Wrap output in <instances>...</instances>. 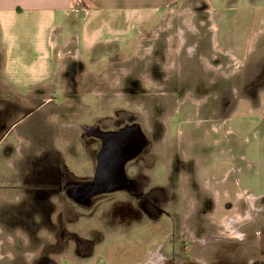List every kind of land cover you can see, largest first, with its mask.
I'll return each instance as SVG.
<instances>
[{
  "label": "rangeland",
  "instance_id": "rangeland-1",
  "mask_svg": "<svg viewBox=\"0 0 264 264\" xmlns=\"http://www.w3.org/2000/svg\"><path fill=\"white\" fill-rule=\"evenodd\" d=\"M161 12L160 22L148 30L137 28L136 57L126 64L133 65L131 75L116 89L90 81L59 83L54 90L37 91L30 103H22L23 108L11 94L0 95V264H70L65 259L74 256L72 250H87L86 244L79 245L85 230L78 221L87 213L89 217L90 211L72 208L65 193L90 180L100 143L82 139L79 124L91 123L93 116L113 117L116 111L125 113L105 129L136 122L146 138L144 143L141 135L133 134L125 141L124 188L140 190L150 182L153 196L160 194L163 202H172L165 209L181 259L235 264L250 252L240 253L239 248L251 245L250 258H255L258 241L264 246V214L255 225L235 229L237 223L250 220L245 218L247 201L252 203L254 195L264 192V0H169ZM114 67L118 69L117 64ZM44 109L56 113L51 120L56 127L51 129L37 117ZM19 112L25 114L21 125L16 122ZM13 129L36 145L38 132L45 140L55 137L58 142L53 153L56 180L41 197L32 190L44 189L47 180L31 183L37 177L35 169L31 173L30 168L25 179L6 178L4 162L14 158L11 148L17 143ZM67 159L75 169L65 168ZM209 186L221 196L228 191L219 199L216 214ZM161 200L154 199L153 204ZM108 201L110 209L118 205L117 200ZM252 204L247 218L253 219L264 207V198ZM103 213L96 215L107 224L110 213ZM150 229L146 238L159 239L164 227ZM116 232L108 237L104 260L98 264H133L137 254L132 244L139 231L127 238ZM214 235L219 240L198 244L208 241H201L203 236ZM40 250V255L28 256ZM96 252L102 250L92 255ZM73 264L82 263L75 259Z\"/></svg>",
  "mask_w": 264,
  "mask_h": 264
},
{
  "label": "crops",
  "instance_id": "crops-1",
  "mask_svg": "<svg viewBox=\"0 0 264 264\" xmlns=\"http://www.w3.org/2000/svg\"><path fill=\"white\" fill-rule=\"evenodd\" d=\"M70 2L71 0H0V95L3 94L8 98V94H11L12 101L21 103V108L24 107L22 103L25 101L30 103L31 99L37 96V91L47 87H53L51 89L54 90L59 83H63L64 86L76 85L77 82L85 85L90 81L92 85L109 86L111 91L116 89L122 84V79L131 75L133 65L126 64L136 57L137 50L134 51L133 48L135 47L134 36L139 32L137 28L148 30L153 24L160 22L161 10L169 0H156L154 3L150 0H83L82 8L74 13L68 12ZM85 10L87 12L83 13ZM114 64L118 65V69L114 67ZM150 64L151 62L146 65ZM207 64L209 65L208 62ZM74 70H78L79 74L73 73ZM105 70H110L112 73L109 74ZM163 70L166 69L163 68ZM148 77V82L152 83L153 80L149 75ZM164 78L163 80H166L167 75ZM19 90L30 93L25 96L24 93H19ZM32 107L38 108L34 104ZM41 111L37 117L43 124L51 129L56 127L51 123L56 113L46 109ZM124 113L116 111L113 117L93 116L94 120L91 123L79 124L81 138L98 141L100 150L95 155L90 180L84 181L65 193L72 208L90 211L89 217L87 213L78 221V227L85 230L84 236L80 237L79 245L82 247L86 244L87 250L82 248L72 250L74 256L70 254V258L65 259L70 264H73L75 259L82 264H98L101 259L104 260L103 248L109 242L108 237L119 231L122 233L120 238H127L136 234V230L139 231V235L135 237V244H132L133 253L137 254L133 264H177L181 259L176 251V237L171 233L172 222L165 209L172 202L170 200L163 202L159 193L153 196V187L150 182L144 184L143 189L140 190L124 188L126 175L123 170L127 163V152L123 147L125 141L129 140L133 134L142 136V128L136 122L120 128H104V125L114 123ZM24 118L25 114L22 112L16 114V122L19 125L24 123ZM38 118L35 119V123L38 122ZM14 132L17 143L11 148L14 158H7L4 162L8 169L6 178L7 180L25 179L30 173V168L31 173H34L35 169L37 177L35 176L31 183L47 180L44 189L32 190L36 194L40 193L36 196L41 197L49 191L47 189L49 182L56 180L53 153H56L58 149V142L55 141V137L52 141L45 140L43 136H40L42 132H38L36 139H39V142H36L38 144L36 145L33 141L25 140L18 130ZM142 137L146 143V138ZM27 142L29 146L24 147L23 143ZM43 145L45 147L41 149ZM23 153L29 155L25 157ZM66 161L64 166L67 170L75 169V165L70 160ZM50 173H54L53 178L49 176ZM224 177L229 178L227 172ZM128 181L131 182L130 179ZM207 188L212 190L207 194L214 197L212 207H215L216 214L219 210V199L228 196V191L221 196L214 187ZM254 196L256 198L252 201L253 204L250 203L252 205L258 199L264 198V192ZM123 198H128L126 207H124L125 204H121L124 203ZM129 198L134 201H130ZM109 199L115 202L117 200L118 205L110 209ZM154 199L161 201L153 204ZM247 204L245 218L250 220L237 223L236 231L255 225L259 214H264L263 211H259L261 208L264 209L260 206L253 219L247 218L250 206L248 201ZM101 212L110 213L106 219L107 224L104 219L96 215ZM163 214H165L163 217L165 223L162 225L160 218ZM75 225L77 226V223ZM150 227L154 230H161L164 227L159 239L146 238V231H150ZM208 237L203 236L201 241H208L198 244L205 245L219 240L215 235ZM243 242L244 239L241 244ZM261 246L263 243L258 241L256 248L258 254L255 258H250L254 253L251 245L244 249L239 248L240 253L250 252L245 257L239 256L237 262L264 264V253L261 254L264 250ZM97 250L102 252L92 255ZM225 255L229 254L225 253ZM195 262L207 264L202 258L195 259Z\"/></svg>",
  "mask_w": 264,
  "mask_h": 264
},
{
  "label": "built area",
  "instance_id": "built-area-1",
  "mask_svg": "<svg viewBox=\"0 0 264 264\" xmlns=\"http://www.w3.org/2000/svg\"><path fill=\"white\" fill-rule=\"evenodd\" d=\"M83 0H71L68 12L74 13L82 8Z\"/></svg>",
  "mask_w": 264,
  "mask_h": 264
},
{
  "label": "flooded vegetation",
  "instance_id": "flooded-vegetation-1",
  "mask_svg": "<svg viewBox=\"0 0 264 264\" xmlns=\"http://www.w3.org/2000/svg\"><path fill=\"white\" fill-rule=\"evenodd\" d=\"M119 136H120V135H119ZM122 136H123V135H122ZM120 137H121V136H120ZM110 140H112V139H110ZM41 251H42V250H40V251L37 252L36 254H34V253L31 252L30 254H28V256L31 255V259H32L34 256H36V255H38V254L40 255ZM28 256H27V257H28ZM28 260H29V259H28ZM29 261H32V260H29ZM193 261H194V262H191V260L180 259V260L178 261L177 264H198L197 262H195V260H193ZM235 262H237V261H235ZM235 262H234V263H235ZM235 264H241V263H238V262H237V263H235Z\"/></svg>",
  "mask_w": 264,
  "mask_h": 264
},
{
  "label": "bare ground",
  "instance_id": "bare-ground-1",
  "mask_svg": "<svg viewBox=\"0 0 264 264\" xmlns=\"http://www.w3.org/2000/svg\"><path fill=\"white\" fill-rule=\"evenodd\" d=\"M187 21H188V19H187Z\"/></svg>",
  "mask_w": 264,
  "mask_h": 264
}]
</instances>
